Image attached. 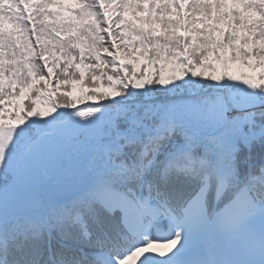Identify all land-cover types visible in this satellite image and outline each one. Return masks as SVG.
Listing matches in <instances>:
<instances>
[{
    "label": "snow or ice",
    "instance_id": "6c2138e0",
    "mask_svg": "<svg viewBox=\"0 0 264 264\" xmlns=\"http://www.w3.org/2000/svg\"><path fill=\"white\" fill-rule=\"evenodd\" d=\"M0 264H264V0H0Z\"/></svg>",
    "mask_w": 264,
    "mask_h": 264
}]
</instances>
